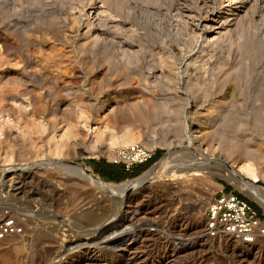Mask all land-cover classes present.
<instances>
[{"label": "rangeland", "instance_id": "rangeland-1", "mask_svg": "<svg viewBox=\"0 0 264 264\" xmlns=\"http://www.w3.org/2000/svg\"><path fill=\"white\" fill-rule=\"evenodd\" d=\"M89 20L96 27L87 31ZM134 106L157 111L146 124ZM263 120L264 0H0V223L11 219L17 228L0 238V264H107L93 255L92 244L103 238L90 233L108 224L124 230L105 241L120 238L108 245L109 255L131 245L136 264H264V242L203 234L206 208L223 187L264 211L217 171L224 165L240 175L243 161L227 159L221 143L235 137L264 148ZM75 127L78 136L62 140ZM97 128L106 139L132 134L155 146L157 158L136 176L105 180L89 163H111L107 141L89 146ZM171 151L178 163L122 200L90 193L82 179L53 167L80 165L104 184L119 185ZM257 161H250L255 170L264 162ZM194 168L201 175H188ZM177 169L183 175L172 177ZM18 180L25 194L14 201ZM255 185L264 188V180ZM84 201L91 211L82 207L86 214L68 219ZM18 211L45 216L30 217L35 230ZM52 221L62 226L51 239ZM45 247L52 251L39 258Z\"/></svg>", "mask_w": 264, "mask_h": 264}, {"label": "bare ground", "instance_id": "bare-ground-1", "mask_svg": "<svg viewBox=\"0 0 264 264\" xmlns=\"http://www.w3.org/2000/svg\"><path fill=\"white\" fill-rule=\"evenodd\" d=\"M109 2H110V0H108ZM116 2V1H115ZM231 2H232V0H231ZM105 4V3H104ZM118 5L117 6H120L119 5V2L117 3ZM232 8V7H231ZM240 10V6L239 7H234L233 9H227L226 11H225V13H223V15H221L220 17H219V20L220 21H226L227 19H228V17H230V16H232L236 11H239ZM100 11V10H99ZM237 13V12H236ZM237 15V14H236ZM235 15V16H236ZM97 16H99V15H96V17ZM99 19V18H98ZM97 19V20H98ZM211 19V18H210ZM235 19V18H234ZM72 20V19H71ZM103 20V19H102ZM53 21V20H52ZM99 21V20H98ZM96 22V21H95ZM230 22V21H229ZM228 22V23H229ZM92 22H91V20H89L88 22H87V31H89V29H91V28H95V27H93L92 26V24H91ZM103 23V22H102ZM227 23V22H226ZM96 24V23H95ZM94 23H93V25H95ZM101 24V23H100ZM100 24H98L97 23V27L98 26H100ZM215 25H218V24H214V26ZM222 25V24H221ZM101 26H102V24H101ZM223 26V25H222ZM100 31V30H99ZM103 31H105V30H103ZM92 35H93V33H92ZM96 35V34H95ZM99 35V34H98ZM103 35V34H102ZM97 36V35H96ZM100 36H101V34H100ZM94 37V36H93ZM95 39L94 40H96V37H94ZM93 39V38H92ZM100 39V38H99ZM98 39V37H97V40H99ZM102 39V38H101ZM208 39V38H207ZM93 40V41H94ZM105 40H107V39H105ZM101 41V40H100ZM103 42H104V40H103ZM105 43H106V41H105ZM97 44V43H96ZM102 44V43H101ZM99 45V44H98ZM40 48V47H39ZM90 49V48H89ZM124 49V48H123ZM108 50V49H107ZM51 60V59H50ZM236 66V65H235ZM229 71V70H228ZM235 71V70H234ZM113 73V72H112ZM235 73V72H234ZM227 79V78H226ZM225 78L223 79L224 81L226 80ZM223 80L221 81V82H223ZM224 83V82H223ZM223 85V84H222ZM221 85V86H222ZM234 89V88H233ZM144 101V100H143ZM151 103V102H150ZM145 107V106H144ZM154 107V106H153ZM132 109V112L134 113V115L136 116V118H138V119H140V120H142L143 122H146V124H147V122L149 123V122H151L152 121V119H153V115H155V111H157V109L154 111V113H153V110H151L150 108V111H149V109L147 110V108H146V110H145V108H144V110H140V108H139V106H134L133 108H131ZM143 109V108H142ZM123 115V114H122ZM117 117V116H116ZM122 118V117H121ZM156 118V117H155ZM126 119V118H125ZM126 120H128V119H126ZM125 121V120H124ZM258 121V120H257ZM264 121V120H263ZM262 121V122H263ZM122 122H123V119H122ZM261 123V122H260ZM84 125V124H83ZM258 125H259V123H258ZM258 125L256 126V127H258ZM76 126V125H75ZM260 127V126H259ZM72 130H67L68 132L62 137V140H64L63 138H65V139H70V138H75V137H77L78 136V132H76L77 131V129H76V127L74 128V129H76V130H73V128H71ZM258 129V131H259V129L260 128H257ZM91 131H93L92 132V134H93V141H91V144L92 143H94V144H97V143H99V144H101L102 143V141L104 142V141H107L108 142V149L109 150H111V151H114L115 150V148H117V147H120V146H127V145H130V144H133V143H136V141H134V139H135V137H134V135H132V134H125V135H123L122 137L121 136H119V137H117V136H114V135H111L110 136V138H108V139H106L105 138V129H93V130H91ZM262 131V130H261ZM127 132H129V131H127ZM264 132V131H263ZM81 133V132H80ZM260 133V132H259ZM261 134V133H260ZM224 135V134H223ZM264 135V134H263ZM263 135H261L262 137H263ZM221 136V135H220ZM224 137V136H223ZM227 138H229V137H227ZM235 138V137H234ZM234 138H230V139H232V140H230L229 139V141L228 140H226V141H224L223 139L222 140H220V142L221 141H224V143H221L222 144V153L225 155V157L227 158V159H230V158H233V159H239L241 162V164H239V166H238V169H237V172L240 174V175H242L243 177H245V178H247L249 181H251V182H248V181H246L245 179H243V178H240V175H236V174H234V173H232V171L230 170V169H228V168H226L224 165H223V167H220V169H218L217 171L219 172V173H221V175H222V177H225L226 179H229V181H231L234 185H236V186H238L239 188H241L243 191H245V193H248V195H250V197H253V198H255L258 202H260L262 205H263V207H264V188H262V187H260V186H257V185H255V182H258V181H260V180H264V162H260V167H259V169L258 170H255L256 168H255V165H254V168H253V165H252V163H250V161H259V160H263L264 161V148H262L261 147V145L259 146V147H255V148H252V146L251 145H248L246 142H245V144L243 145V141L240 139H234ZM221 139V138H220ZM225 139V138H224ZM61 140V141H62ZM60 141V142H61ZM90 143V142H89ZM103 144V143H102ZM258 145V144H257ZM256 145V146H257ZM58 146V145H57ZM90 147H91V149H97V148H95L94 146H93V144L92 145H89ZM249 146H251V148L249 147ZM89 147V148H90ZM58 150V149H57ZM97 152V151H96ZM96 152H92V153H90V155H92V156H95L97 153ZM58 153V152H57ZM59 155V154H58ZM180 156V155H179ZM177 159H176V154H175V152L174 151H171V152H169V154L164 158V159H162L161 161H159L156 165H155V167H153L152 169H150V170H148L146 173H144L141 177H139V178H137V179H135V180H132V181H130V182H127V181H123V182H125V183H122V184H119V185H106V184H104L102 181H100L99 180V178L97 177V176H95V175H93L92 173H90L89 171H87L86 170V168H83L82 166H80V165H70V166H68L67 164H65V165H63V164H55V165H53V167L56 169V170H62V169H65L66 170V172L69 174V173H71V174H73L75 177L77 176V178L79 179H82L83 180V183L85 182V183H87V185L91 188L90 190H92L90 193H94L95 191L97 192V191H107V192H109V194L111 193V195H114V198L116 197V199H120V200H122L126 195H127V193L130 191V190H134V189H137V188H139V187H141V186H143L144 185V183L145 182H149V181H152L156 176H160L163 172H167L168 171V169H170V167H171V165H173L174 163H178V161H176ZM184 160V159H183ZM231 160V159H230ZM180 161V160H179ZM233 161V160H232ZM257 161V162H258ZM249 162V163H248ZM164 166L163 168H164V170H161L160 171V169L162 168L161 166ZM175 165V164H174ZM220 166V165H219ZM174 167V166H173ZM216 168H217V166H216ZM180 169V168H179ZM179 169H177V170H174V171H171V175H172V177H176L177 175L178 176H180L181 174H180V170ZM209 169V168H208ZM257 171H259V172H257ZM179 172V173H178ZM67 174V175H68ZM183 175V174H182ZM181 175V176H182ZM185 175H186V173H185ZM188 175H201V173L199 172V168H194L193 169V171H192V173L191 174H188ZM203 175V174H202ZM69 176V175H68ZM73 176V177H74ZM187 176V175H186ZM72 177V176H71ZM49 179V178H48ZM47 180V179H46ZM81 180V181H82ZM48 181V180H47ZM39 183V182H38ZM45 183V182H44ZM47 183V182H46ZM72 184V183H71ZM49 185V184H48ZM66 185H68V184H66ZM78 185V184H77ZM25 186L26 185H24V182L23 181H21V180H18V181H16V182H14L13 183V185H12V195L11 196H13V199H14V201H20V200H22V198L24 197V194H25ZM86 186V185H85ZM85 188V187H84ZM79 189V188H78ZM88 189V188H87ZM47 190V189H46ZM32 191V190H31ZM85 191V190H84ZM76 192V191H75ZM78 192V191H77ZM80 192V191H79ZM78 192V193H79ZM81 194V193H80ZM88 194V193H87ZM94 194H96V193H94ZM30 195V194H29ZM78 197V196H77ZM12 198V197H11ZM33 199V198H32ZM72 199V198H71ZM83 199V198H82ZM84 199H85V197H84ZM83 199V200H84ZM50 200H52V199H50ZM77 200V199H76ZM81 200V199H80ZM48 201V200H47ZM97 202V201H96ZM47 203V202H46ZM45 203V204H46ZM49 203V202H48ZM77 203V202H76ZM98 204V203H97ZM89 205H91V204H89V201L87 202V201H84V202H81V204H79L78 205V208L79 209H81L80 211H78V213H76L75 212V214L74 215H70V218H68V219H70V220H75L76 219V217H79V215L81 216V214H86L85 212H88V211H91L90 209H89ZM21 207V206H20ZM28 207V206H27ZM76 207H77V205H76ZM85 209V208H88L87 210L88 211H86V210H84L83 208ZM91 207V206H90ZM98 207V206H97ZM18 208V207H17ZM68 208V207H67ZM96 208V207H95ZM31 209V208H30ZM15 210V209H14ZM98 210V209H97ZM96 210V211H97ZM85 211V212H84ZM95 211V212H96ZM24 212V211H23ZM93 212V211H92ZM38 213V212H37ZM45 213V212H44ZM44 213H38L37 215H36V213L34 214H31L32 216L33 215H36V217H39L40 218V216H43L44 215ZM64 213V212H63ZM21 212H17L16 213V217L18 218V219H20L21 221H23V222H25L26 223V225L29 223L30 224V228L31 229H35L36 230V228L35 227H31V219H34V218H30V217H32V216H29V215H24V214H22ZM94 214V213H93ZM97 214V213H96ZM46 215H48V213H46ZM99 215V214H98ZM106 215V214H105ZM45 216V215H44ZM100 216V215H99ZM102 217H103V214H102ZM113 217V216H112ZM106 218H107V216H106ZM67 219V218H66ZM105 219V218H104ZM86 220V219H85ZM117 220V219H116ZM36 221H38V220H36ZM69 221V220H68ZM53 222V221H52ZM59 223H60V221H58ZM74 222V221H73ZM84 222V221H83ZM99 222V221H98ZM49 223V222H48ZM66 223V222H65ZM28 224V225H29ZM45 224H46V222H45ZM74 224H75V222H74ZM89 224V223H88ZM95 224V223H94ZM103 224V223H102ZM107 224V223H106ZM23 225V224H22ZM21 225V227H24V226H22ZM37 225V224H36ZM83 225V224H82ZM86 225V224H85ZM99 225V224H98ZM111 225V224H110ZM109 224L108 225H103V226H101L100 225V227L98 228V229H96V230H91V235H90V237H92V239L93 240H97L98 238H103V240L102 241H98V242H95V243H93L92 245H93V255H95V259H101V260H103L105 263H113L114 262V258L116 257V258H118V260L119 261H117V263H115V264H136L137 262H139V256L137 257V253L135 252V251H133L134 249H132V246L131 245H128L127 247H125L122 251L120 250V251H117L118 253L116 254H110L109 255V251H108V245L109 244H112V243H114L115 241H117V240H119L120 238H117V239H114V240H111V241H109V242H105L107 239H109L110 237H112V235L116 232V235L119 233H122V232H124V230H120L119 232H118V230L116 229V227H114V225H113V227L112 226H110ZM34 226V225H33ZM44 226V225H43ZM62 226V224H58V223H54L53 222V225H50V226H48V230H47V232H50V234H51V239L52 238H54V236H52V232H55V236H56V233H57V231H58V229L60 228ZM29 227V226H28ZM72 227H74L73 225H72ZM118 227V226H117ZM29 228V229H30ZM37 228H39V227H37ZM46 228V227H45ZM81 228V227H80ZM79 228V229H80ZM76 229V228H75ZM23 230V229H22ZM34 230V231H35ZM46 230V229H45ZM24 231V230H23ZM80 231H81V229H80ZM21 232V231H20ZM19 232V233H20ZM24 232H26V230L24 231ZM40 233V232H39ZM82 233V232H81ZM22 234V233H21ZM45 234V233H44ZM47 234V233H46ZM85 234V233H84ZM203 234L204 235H206L205 234V232H203ZM7 235V234H6ZM15 236H17L18 234H14ZM48 235H49V233H48ZM221 235H223V234H219L218 236H221ZM19 236V235H18ZM119 236V235H118ZM122 236V235H121ZM41 237V236H40ZM35 238V237H34ZM48 238H50V237H47V239ZM56 238V237H55ZM59 238V237H58ZM84 238V237H83ZM91 239V238H90ZM56 240H57V238H56ZM87 240H88V238H87ZM166 241H168L169 242V240L167 239ZM55 242V241H54ZM91 242V241H90ZM89 242V243H90ZM88 243V242H87ZM58 244V243H57ZM61 244V243H60ZM59 244V245H60ZM79 244H81V242L80 243H78L77 245H79ZM46 245V244H45ZM44 245V246H45ZM47 245H52V248H53V245L54 244H52V243H50L49 244V242L47 243ZM56 245V244H55ZM58 245V246H59ZM63 245V244H62ZM61 245V246H62ZM83 245V244H82ZM125 245V244H124ZM60 246V247H61ZM84 246V245H83ZM90 246H91V243H90ZM59 247V248H60ZM70 247V246H69ZM81 247V246H80ZM87 247V246H86ZM89 247V246H88ZM52 248H50V247H45L44 249H43V253H42V255L40 254V256H39V258H44V255H48V253L50 252V251H52ZM76 248V247H75ZM65 250V249H64ZM92 250V249H91ZM90 250V252H92ZM75 252V251H74ZM81 252V251H80ZM119 252H121V253H119ZM64 253V252H63ZM50 254V253H49ZM72 254L73 253H71V254H69V252H68V254L67 255H70V256H72ZM87 254V253H86ZM58 255V254H57ZM60 255V254H59ZM67 255H65L66 257H67ZM56 256V255H55ZM29 257V256H28ZM46 257V256H45ZM60 257V256H59ZM78 257V256H77ZM76 258V257H75ZM82 258V257H81ZM79 259V261H81L82 259ZM86 258V257H85ZM121 258H123V259H121ZM40 260V259H39ZM43 260V259H42ZM41 260V261H42ZM37 261H38V259H37ZM88 261V260H87ZM38 263H40L39 261H38ZM90 264V263H89ZM94 264V263H93ZM114 264V263H113ZM145 264V263H144ZM165 264V263H164Z\"/></svg>", "mask_w": 264, "mask_h": 264}, {"label": "built area", "instance_id": "built-area-1", "mask_svg": "<svg viewBox=\"0 0 264 264\" xmlns=\"http://www.w3.org/2000/svg\"><path fill=\"white\" fill-rule=\"evenodd\" d=\"M155 152V146L136 142L115 148L109 161L132 172L137 166L149 162ZM15 229L11 219L0 223V238ZM204 232L211 237L219 234L233 236L246 244L264 242V211L260 212L236 188L226 190L223 187L214 194L206 208Z\"/></svg>", "mask_w": 264, "mask_h": 264}, {"label": "trees", "instance_id": "trees-1", "mask_svg": "<svg viewBox=\"0 0 264 264\" xmlns=\"http://www.w3.org/2000/svg\"><path fill=\"white\" fill-rule=\"evenodd\" d=\"M156 152L153 156V158L145 163L147 164L143 169L139 170L138 167H136L132 172H127L121 165L119 164H112V163H100L98 160H90L89 163L93 167L96 173H98L102 178L108 181H122L125 178H128L129 176H136L139 173H141L143 170L147 169L150 164L155 161Z\"/></svg>", "mask_w": 264, "mask_h": 264}, {"label": "water", "instance_id": "water-1", "mask_svg": "<svg viewBox=\"0 0 264 264\" xmlns=\"http://www.w3.org/2000/svg\"><path fill=\"white\" fill-rule=\"evenodd\" d=\"M87 171H88V170H87ZM244 179L247 180L246 178H244ZM248 181H249V180H248ZM249 182H250V181H249ZM145 183H147V182H145ZM145 183H144V184H145Z\"/></svg>", "mask_w": 264, "mask_h": 264}]
</instances>
